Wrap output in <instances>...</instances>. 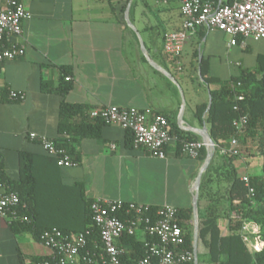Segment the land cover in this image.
I'll list each match as a JSON object with an SVG mask.
<instances>
[{
	"label": "crops",
	"instance_id": "0c3cea01",
	"mask_svg": "<svg viewBox=\"0 0 264 264\" xmlns=\"http://www.w3.org/2000/svg\"><path fill=\"white\" fill-rule=\"evenodd\" d=\"M5 1L0 0V5ZM20 1L29 13L22 21L23 53L0 63V164L11 190L23 193L29 184L20 182V154L31 156L34 184L26 203L34 226L79 232L86 226V202L100 198L172 205L190 215L184 224L193 240V185L205 157L184 155L173 138L165 146V158L151 156L145 148H133L129 131L91 120L87 111L117 105L136 107L149 119L159 113L184 138L204 142L198 129L209 133V89L218 88L243 69H254L257 56L264 54V38L238 36L236 44L229 45L223 32L200 26L186 40L180 56L182 69L177 70L163 52L165 35L181 27L176 1ZM128 4V17L137 33L124 19ZM235 48L246 54L235 53ZM231 57L235 68L229 67ZM213 61L221 64L223 74L214 71ZM201 63L205 76L217 81L204 82ZM64 71L72 86L63 97L56 89ZM7 90L22 92L23 100H7ZM63 100L83 106L86 113L74 116L70 131L61 134L58 122ZM202 104L206 108L199 115L196 107ZM30 132L62 144L76 164L57 166L36 140L28 138ZM212 158L213 173H217L212 192L220 195L228 184V167L224 157ZM260 164V157L246 154L232 161L240 178L259 174ZM208 189L201 195L198 192V225L199 212L209 204ZM220 203L224 205L223 199ZM217 225L222 235L227 234L223 212ZM17 228L0 217V264H37L52 256L33 227ZM135 237L143 240L145 236L138 230ZM198 239L197 254L206 253Z\"/></svg>",
	"mask_w": 264,
	"mask_h": 264
},
{
	"label": "built area",
	"instance_id": "2783aa9c",
	"mask_svg": "<svg viewBox=\"0 0 264 264\" xmlns=\"http://www.w3.org/2000/svg\"><path fill=\"white\" fill-rule=\"evenodd\" d=\"M179 3L182 16L181 27L165 35L163 52L177 70L182 69L180 56L188 37L195 30L204 26L229 34V45H235L238 36L243 39L264 38V0H231L230 3L219 2L216 6L201 0H173ZM29 17L20 0H7L0 5V63L14 59L23 53L22 21ZM244 44H242L243 46ZM66 76L65 80H70ZM239 85V83H237ZM12 100L22 101L24 94L8 91ZM242 99L241 95L235 96ZM234 110L238 109L235 104ZM89 119H99L104 123L117 124L132 134L133 148H145L151 156L165 158V146L173 138L180 151L193 159L198 158L200 150L206 147L203 141L178 138L169 133L167 118L154 113L149 119L141 110L132 106L107 105L87 111ZM246 123L245 116L233 121L236 131ZM30 140H36L44 152L55 158L59 167L75 165L70 154L55 142L34 132L28 133ZM220 156L238 155L240 149L235 135L222 145L213 143ZM242 181L252 196L248 176ZM21 199L15 191L7 190L0 183V217L9 224L14 221L30 223L27 215L18 212ZM90 218L94 229L98 230L99 241L92 249L87 246L91 229L75 233H65L57 227L43 230L39 240L53 252L51 259H43L37 264H189L193 261V252L184 247V232L177 221L178 209L172 205L152 206L141 202H123L109 199H93L89 206ZM258 225L244 222L240 235L251 252L261 250L263 242L258 232ZM138 230L143 231L145 255L134 262L123 263L121 257L130 247L117 244L123 235L133 236Z\"/></svg>",
	"mask_w": 264,
	"mask_h": 264
},
{
	"label": "trees",
	"instance_id": "16d2710c",
	"mask_svg": "<svg viewBox=\"0 0 264 264\" xmlns=\"http://www.w3.org/2000/svg\"><path fill=\"white\" fill-rule=\"evenodd\" d=\"M204 3H211L216 6L219 2L230 3L231 0H201ZM65 76L61 77V82L56 91L61 96H65L70 90L72 84L71 79L66 81L68 76L64 71ZM200 76L205 83L209 84L215 80L214 78L206 77L204 73L203 64H200ZM239 83V85H237ZM211 103L206 113V122L209 124V134L213 142L222 145L231 135H235L238 140V147L240 153L238 155L222 156L225 158L228 167V184L222 194L213 193L212 185L216 181V168L213 166V158L211 159L206 171L201 176L200 195L206 186H209V204L203 211L199 212V229L198 238L203 246L206 248L204 255H197L198 261L203 264H264V54L258 55L256 58V67L252 70L243 69L237 76L232 77L227 81L219 83L216 89H209ZM6 99L12 100L8 97V90L4 93ZM241 95L242 99L236 100L235 96ZM238 106L237 110L233 109L234 105ZM206 108V104L196 107V113L201 114ZM86 109L77 104L62 101L59 109V133H68L71 129L72 118L76 115H83ZM239 116L246 117V123L240 131H236L233 121ZM99 120V119H94ZM103 122L102 120H100ZM104 123V122H103ZM169 128V133L178 138H184L182 133L178 130ZM193 139L192 137H186ZM58 147H63L62 144L55 143ZM246 154L257 156L261 158L259 174H252L248 176L249 186L253 189V195L248 193V188L242 179L236 174L232 161L237 157ZM217 155L215 151L214 156ZM50 156V155H49ZM213 156V157H214ZM54 159L53 156H50ZM201 159L205 157V148L200 150L199 156ZM31 156L25 153L20 154V182L28 183L27 191L16 192L20 199L17 209L22 215L30 217L31 222L14 221L11 226L15 231L19 226L20 230L28 228L34 229V235L39 238L40 233L53 226H48L38 230L34 226V217L31 209L26 203V198L30 195L34 184L32 171L30 167ZM56 163V161H55ZM0 183L5 185L7 190H11L8 186L7 178L2 170L0 164ZM15 191V190H11ZM221 199L224 205H221ZM90 202L85 204L87 210L86 226L81 231L91 229V235L88 237L87 246L89 249L93 248L95 242L98 243V230L92 226L90 218ZM224 213L228 219L227 234L222 235L217 225V219L221 213ZM190 219L189 214L178 210L177 221L184 232V247L189 251H193L192 233L185 230V222ZM244 222H249L258 225L257 234L263 242L261 250L251 252L245 242H243L240 235V228ZM59 228L61 231L68 233V231ZM143 240H139L133 236L123 235L118 240L117 244L128 245L130 250L121 257L123 263L134 262L145 255ZM53 256H48L39 259H51ZM189 264H193V261Z\"/></svg>",
	"mask_w": 264,
	"mask_h": 264
},
{
	"label": "water",
	"instance_id": "95a60500",
	"mask_svg": "<svg viewBox=\"0 0 264 264\" xmlns=\"http://www.w3.org/2000/svg\"><path fill=\"white\" fill-rule=\"evenodd\" d=\"M129 5H127V9L125 10L124 13V19L126 24L133 29V31L136 32L135 27L131 24L129 17H128V9H129ZM137 33V32H136ZM140 45H141V49L142 51H145V48L143 46V43L140 39ZM167 75H169V73L165 72ZM210 103H211V97L209 96V102L207 105V109L210 107ZM198 131L202 134L204 143L206 144V156L205 159L201 165V168L198 172V175L195 179L194 185H193V191H194V196H193V201H192V208H193V217H194V226H193V240H192V246H193V264H198V258H197V239H198V216H197V200H198V192H199V187H200V179L202 174L206 171L212 157L215 151L214 145H213V140L210 137L209 133L206 131L205 128L203 129H198Z\"/></svg>",
	"mask_w": 264,
	"mask_h": 264
},
{
	"label": "rangeland",
	"instance_id": "374dc122",
	"mask_svg": "<svg viewBox=\"0 0 264 264\" xmlns=\"http://www.w3.org/2000/svg\"><path fill=\"white\" fill-rule=\"evenodd\" d=\"M224 33V32H223ZM224 40L226 41V42H229L231 39H232V37L229 35V34H226V33H224ZM235 53H238L239 55L240 54H246L245 52H240L239 50H237L236 48H235ZM248 59H250V58H247V60ZM253 59V58H252ZM251 59V60H252ZM213 63H215L214 65H213V69H214V71H216V72H218L219 74H223L222 72L224 71V68L221 66V64L220 63H216V62H212V64ZM234 64H235V61L233 60V58L231 57V60H230V64H229V67L230 68H235V66H234ZM212 72V71H211ZM224 74H225V72H224ZM198 244L199 245H201V247H202V243L199 241V239H198ZM206 249V248H205ZM205 253H203V254H197V255H204ZM198 264H203L202 262H199L198 261Z\"/></svg>",
	"mask_w": 264,
	"mask_h": 264
}]
</instances>
